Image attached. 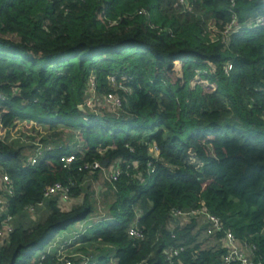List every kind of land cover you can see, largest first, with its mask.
Masks as SVG:
<instances>
[{
  "label": "trees",
  "instance_id": "16d2710c",
  "mask_svg": "<svg viewBox=\"0 0 264 264\" xmlns=\"http://www.w3.org/2000/svg\"><path fill=\"white\" fill-rule=\"evenodd\" d=\"M260 16L264 0H0V126L62 125L83 141L68 165L59 160L71 152L67 141L48 143L30 165L20 147L0 140V175L13 188L0 203V229L11 216L0 264H65L49 244L89 217L96 221L77 238L94 252L75 251L84 257H69L72 264L112 256L111 264H222L226 231L248 264H264ZM93 91L97 109L89 110ZM108 94L118 107L106 105ZM101 160L119 168L114 181L104 180V215L81 187L85 165ZM56 182L68 199L44 198ZM172 208L204 214L184 220ZM40 210V220L25 221ZM206 213L221 229L206 233ZM134 223L142 238L128 234ZM181 246L165 259V250Z\"/></svg>",
  "mask_w": 264,
  "mask_h": 264
},
{
  "label": "rangeland",
  "instance_id": "374dc122",
  "mask_svg": "<svg viewBox=\"0 0 264 264\" xmlns=\"http://www.w3.org/2000/svg\"><path fill=\"white\" fill-rule=\"evenodd\" d=\"M180 1V0H179ZM184 3V1L182 0ZM208 28L210 31V36L213 39L217 36V31H214L212 28V25L208 23ZM91 84L93 86L94 82L91 81ZM95 94V91H93ZM88 100V99H86ZM96 100V99H95ZM98 100V99H97ZM96 100V101H97ZM93 103V101H92ZM97 102L93 103V108L97 109ZM100 106H103L101 104ZM105 108V105L103 106ZM102 107V108H103ZM89 109V108H88ZM90 110V109H89ZM47 135H51L52 137L50 139H45ZM0 140L3 141L6 144L14 146V148H21L22 149V156L26 157L25 160H27L29 157L33 155V148L36 147V145H42L47 146L48 143L52 144L54 142H66L68 144V148L71 151H75L78 147L81 149L83 147L82 139L78 136L77 131L68 129L62 125H58L57 129L53 132H45L40 125H37L36 123L29 121H21V120H15L11 126L8 127H2L0 126ZM44 141V142H41ZM82 141V142H81ZM88 179L84 181L83 184H81V187L84 189L83 191H87V193H94L95 197L97 198V209L100 214H102L103 207L106 205L105 200L102 201V196L106 194V187L104 184V177L103 175L99 174V176L96 177V175H93L89 173ZM91 186V188H89ZM101 188V189H100ZM101 193V197H100ZM83 194V193H82ZM101 198V200H99ZM66 205H70V203H64ZM104 215V214H102ZM44 216V213L41 212V210L34 215V213L27 214L25 216L26 222H35L40 220ZM101 218V217H100ZM96 217H89L87 220H84L80 223H76L69 227V231H77L78 234H80L82 231L85 232V229L88 225H90L92 222L96 221ZM98 219V218H97ZM68 233H62L56 236L55 240L49 244L48 247L49 251L52 249H56L57 253H61V255H65L69 252H75L79 251L81 248H84V250L87 248L89 253H93V244L91 242H85L82 243L80 240H78L77 236L74 235L73 232ZM68 234V235H66ZM81 235V234H80ZM74 237V238H73ZM67 238V239H66ZM92 255V254H91ZM115 259L112 256L111 259H109V262L107 264L114 263Z\"/></svg>",
  "mask_w": 264,
  "mask_h": 264
},
{
  "label": "built area",
  "instance_id": "2783aa9c",
  "mask_svg": "<svg viewBox=\"0 0 264 264\" xmlns=\"http://www.w3.org/2000/svg\"><path fill=\"white\" fill-rule=\"evenodd\" d=\"M181 1V0H180ZM255 25H264V16H260L259 18L256 19ZM229 29H227L225 32H227ZM95 94L92 92L88 100L85 101V106L89 109H94L93 108V103L95 102ZM93 101V103H92ZM106 105H111L112 107H118L120 105V100L112 95L108 94L105 98ZM51 146H42V145H36V148L34 150V153L31 157L27 159V162L30 165L35 164L40 157L43 156L44 151L49 150ZM75 159V152L71 151L70 153L62 154L59 157V160L62 161L65 165H68L72 160ZM102 161V160H101ZM101 161H94L93 163H90L88 165H85V168L88 169V174L92 173L93 169L96 168H101L102 170V175L105 180L111 182L114 181L118 174H119V168L118 165L116 164L115 166H112L111 169H105L101 165ZM13 192L12 185L10 183V179L6 174H1L0 175V203L4 202V194L10 195ZM53 195H58L62 200L68 199L69 198V192L68 188L62 185L59 182H56L48 187H46L44 191V198L53 196ZM39 202L38 204H40ZM30 211L33 210L32 207L29 208ZM170 212L174 217H180L181 219L183 218L184 220L190 218V217H195L196 215L202 213L204 214V211L202 208H196V209H191L188 211H181L178 209H170ZM205 217L210 221L212 224L211 228L207 229L206 233H211V231L216 230V229H221V223L218 217L212 215V214H207ZM11 216L7 215L1 222L2 228L0 229V236H2L5 232H8L11 230ZM83 231L80 233L82 234ZM74 235H80L78 234L77 231L73 232ZM128 234L131 237L134 238H142L143 237V232L136 226V223H134L131 227L128 228ZM74 238V237H73ZM223 243L226 248V252L223 256V262L222 264H230L233 261H239L240 264H248L250 262L249 260V255L247 251L245 250L244 247L237 241V239L234 237V235L231 232L226 231L224 238H223ZM183 250V247H171L167 250H165V259L170 260L171 257L174 255L178 254L179 251ZM58 255L60 258H64L65 264H72L71 260L69 257H81L83 258L84 255L81 253H76V252H70L65 255H61V253L58 252ZM89 261V260H88ZM86 261V263L88 262ZM91 261V260H90ZM90 264H98L97 261L94 259L91 261ZM135 264H150L148 259L143 258L138 260Z\"/></svg>",
  "mask_w": 264,
  "mask_h": 264
},
{
  "label": "water",
  "instance_id": "95a60500",
  "mask_svg": "<svg viewBox=\"0 0 264 264\" xmlns=\"http://www.w3.org/2000/svg\"><path fill=\"white\" fill-rule=\"evenodd\" d=\"M183 1H184V4H185V5H188V0H183ZM106 164H107V160H102V161H101V165H102L103 167H105Z\"/></svg>",
  "mask_w": 264,
  "mask_h": 264
}]
</instances>
